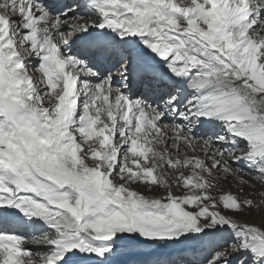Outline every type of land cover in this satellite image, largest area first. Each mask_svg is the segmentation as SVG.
I'll use <instances>...</instances> for the list:
<instances>
[{"label": "snow or ice", "instance_id": "obj_1", "mask_svg": "<svg viewBox=\"0 0 264 264\" xmlns=\"http://www.w3.org/2000/svg\"><path fill=\"white\" fill-rule=\"evenodd\" d=\"M0 264H264V0H0Z\"/></svg>", "mask_w": 264, "mask_h": 264}, {"label": "rangeland", "instance_id": "obj_2", "mask_svg": "<svg viewBox=\"0 0 264 264\" xmlns=\"http://www.w3.org/2000/svg\"><path fill=\"white\" fill-rule=\"evenodd\" d=\"M225 190H227V185H225Z\"/></svg>", "mask_w": 264, "mask_h": 264}]
</instances>
